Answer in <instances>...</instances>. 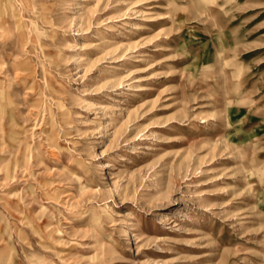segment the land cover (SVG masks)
<instances>
[{"label": "rangeland", "instance_id": "1", "mask_svg": "<svg viewBox=\"0 0 264 264\" xmlns=\"http://www.w3.org/2000/svg\"><path fill=\"white\" fill-rule=\"evenodd\" d=\"M12 1L0 264H264V0Z\"/></svg>", "mask_w": 264, "mask_h": 264}, {"label": "bare ground", "instance_id": "2", "mask_svg": "<svg viewBox=\"0 0 264 264\" xmlns=\"http://www.w3.org/2000/svg\"><path fill=\"white\" fill-rule=\"evenodd\" d=\"M20 3H22L23 5H25L26 8H28V6H30V3H31V0H19ZM5 2L8 3L9 5V11H8V14H10L11 16H13L14 18L17 17L18 13L16 12V10L14 9V4H13V1L12 0H5ZM0 3H1V0H0ZM1 7V5H0ZM22 8V7H21ZM26 10V9H25ZM6 13V12H5ZM29 13V12H28ZM33 13V12H32ZM22 14V13H21ZM35 15V14H34ZM0 17H1V10H0ZM34 17V16H33ZM19 22V21H17ZM36 22V21H35ZM30 24V23H29ZM1 27V26H0ZM29 33V32H28ZM82 51V50H81ZM7 63V62H6ZM45 80V79H44ZM2 97V94L0 93V99ZM3 105H0V139L2 140V143L3 142H7L10 146L13 145V144H16V143H20L21 141V138L18 137V133H16V131L14 130L15 129V124H12V130L5 134L3 131V126H2V123H1V119H2V116L4 114L3 112ZM16 168V167H15ZM15 171V170H14ZM13 178V177H12ZM14 179V178H13ZM27 224H29V227H31V232L33 234H36L38 235L39 237V244H40V247L48 252H51L53 253V255L60 257L61 255V250L59 249L58 245H59V240L58 238L54 237L52 231H48L43 225H38L37 227L33 226V219L28 218L27 219ZM59 232V231H58ZM57 232V233H58ZM59 234V233H58ZM57 234V235H58ZM59 236V235H58ZM62 236V235H61ZM99 245L102 246V244L99 243ZM93 247V246H92ZM95 254V253H94ZM93 254V255H94ZM93 255H90L89 256V260L90 259H93L94 257H92ZM96 255V254H95ZM44 257V256H43ZM61 262V261H60Z\"/></svg>", "mask_w": 264, "mask_h": 264}]
</instances>
